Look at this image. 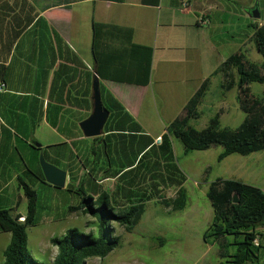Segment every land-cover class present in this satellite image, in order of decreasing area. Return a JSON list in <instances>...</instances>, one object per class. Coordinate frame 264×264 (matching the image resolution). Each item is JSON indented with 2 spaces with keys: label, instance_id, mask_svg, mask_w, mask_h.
Returning a JSON list of instances; mask_svg holds the SVG:
<instances>
[{
  "label": "crops",
  "instance_id": "0c3cea01",
  "mask_svg": "<svg viewBox=\"0 0 264 264\" xmlns=\"http://www.w3.org/2000/svg\"><path fill=\"white\" fill-rule=\"evenodd\" d=\"M7 1L16 5L18 14L8 25L0 19V83H3L0 90V196L11 183L19 181L18 170L25 173L30 167L39 175L34 148H41L50 160H54V154L58 152L59 164L67 167L66 172L72 170L77 177H83L86 172L80 166L81 160L91 162L90 170L101 189L113 190L117 179L110 175L114 172L109 171L106 177L96 172L97 164L105 166L107 158L101 152L100 139L86 137L79 126L92 111V82L97 75L91 51L92 19L132 27L133 41L152 46L153 54L157 38L165 39L157 59L152 58L147 85L98 77L104 89L123 105L141 130L134 137L127 130H116L122 132L110 136V165H128L136 151L145 148L146 138L140 134L150 136L157 145V138L166 125L176 118L203 81H208L203 103L214 77L220 85L221 74H213L217 66L231 53L241 50L254 30L243 37L241 11L226 5L225 0H169L166 9H162V0L158 5L143 4L141 0ZM204 3L212 5L215 14H219L218 24L214 23ZM55 11L59 17H50ZM200 15L207 20L206 24L198 22ZM244 19L249 27L256 22L248 12ZM53 22L57 24L56 29ZM200 34L202 40H194ZM171 36L185 38L184 44H170L167 39ZM136 38L147 40L141 42ZM181 45L194 47V53L178 64L182 61L180 56L169 53ZM224 48L229 54L220 52ZM214 54H217L216 62L211 64ZM153 77L159 83L156 93L150 88ZM170 77L177 78L176 84L186 90V94L177 111L172 112L164 106L163 116L159 119L163 129L153 137L146 127L152 119L158 120L153 117L156 113L152 111V104L168 95L165 85ZM120 116V124L126 127L117 128L128 129L129 118ZM132 129L137 130L136 126ZM105 135L104 131L98 136ZM33 142H39L40 146L34 147ZM51 145L58 146L49 147ZM11 188V192L20 189L18 183ZM258 230L264 233V227Z\"/></svg>",
  "mask_w": 264,
  "mask_h": 264
},
{
  "label": "trees",
  "instance_id": "16d2710c",
  "mask_svg": "<svg viewBox=\"0 0 264 264\" xmlns=\"http://www.w3.org/2000/svg\"><path fill=\"white\" fill-rule=\"evenodd\" d=\"M159 1L141 0L143 4L151 5H158ZM14 5H10L7 0H0V19L6 25L16 20L18 11ZM251 10H247L248 14ZM249 25L254 29L251 37L255 49L264 59V21ZM91 26V51L98 77L147 85L150 81L153 47L134 42L133 28L130 26L103 23L93 19ZM13 28L17 29L16 26ZM218 73L222 77L219 85L222 91L232 88L236 90L235 99L245 113L242 123L237 128L221 126L220 113L217 112L209 118L205 127L197 129L191 125L192 120L200 117L198 107L208 87V81H203L176 118L166 125L157 145L150 136L140 134L146 138L145 148L136 151L128 160V165H110V136L122 132L116 130H127L128 134L134 137L137 136V131H141L140 126L133 121L123 105L100 84L103 106L110 113L104 125L105 137H93L95 140L100 139L101 152L107 157L105 166L97 164L96 172L106 177L109 176V171H113L110 176H115L117 181L113 190L101 189L95 180V174L90 170L91 162L82 159L80 166L90 178L83 179L85 174L83 177H77L69 170L68 181L64 187L68 191L79 193L78 204L69 205L68 209H80L83 213L94 216L98 221V234L84 233L76 227L70 228L63 236L51 239L57 246V254L51 263L34 258L27 248V227L35 225L38 221V193L19 176V187L23 189L27 199L26 212L24 215H13L10 209L0 207V229L10 232L11 235L0 264H83L88 258L104 257L117 245L118 237L111 236L107 225L109 220L119 222L130 231L141 219L147 201L154 200L172 211L184 209L188 199L184 187L186 176L175 160L173 138L181 143L184 153L220 145L222 150L217 156L219 161L232 153L246 155L264 149V103L253 95L249 87L252 82L264 83V66L257 65L241 50H237L217 66L213 74ZM121 114L130 120L128 129L117 128L126 127L119 122ZM134 126L137 130L132 129ZM54 146L58 145L49 147ZM34 149V161L38 165L39 175L29 168L26 171L45 182L38 158L42 150ZM42 153L47 161L59 166L58 152L54 154V160H50L45 151ZM93 153L95 154V151ZM62 169L67 170V167ZM147 181L151 189L144 187L147 186ZM164 185L176 187L172 196L162 194L160 186ZM233 193L236 194L237 201H234ZM206 196L210 201L213 216L203 233V238L205 242L217 243L219 256L223 259L212 264H264V233L258 230L264 227V191L239 179L216 177L209 182ZM123 199L125 201H122ZM228 237L232 239L228 240ZM255 238H258V244L254 243ZM230 246H233L232 252L229 251Z\"/></svg>",
  "mask_w": 264,
  "mask_h": 264
},
{
  "label": "rangeland",
  "instance_id": "374dc122",
  "mask_svg": "<svg viewBox=\"0 0 264 264\" xmlns=\"http://www.w3.org/2000/svg\"><path fill=\"white\" fill-rule=\"evenodd\" d=\"M168 2L169 0H162V9L168 7ZM37 3H40V0ZM225 3L236 11H241L243 37L253 29L246 24L244 19L248 9L258 8L259 18H253L250 15L255 19V23L264 21V0H225ZM204 6V8L208 6L214 23L218 24L219 14H215L211 8L212 5L204 3ZM36 8L38 9V6ZM49 16L58 18L59 13L55 11ZM52 26L57 28V24L54 22ZM202 29L206 30L205 28ZM136 40L145 42L147 39L136 38ZM167 40L170 44H184L183 42H185V38L176 39L172 36ZM194 40H202V35L196 36ZM162 44H165V39L157 38L153 54L154 59H157L161 53L159 47ZM193 49L194 47L182 46L178 49H171L169 54L179 55V58L182 59V61H178L179 64L184 60L187 61V56L194 53ZM225 49H221L220 52L229 54L228 50L224 51ZM241 51L252 62L264 66V59L256 51L252 37L242 45ZM216 56L217 54H214L211 57V64H215ZM176 82L177 78L170 77L165 85L168 95L163 100H158L152 104V111L156 113L153 117L158 118V120L152 119L151 124L145 126L153 137L163 129L159 119H161L160 116H163L164 106L166 105L170 111L175 112L185 97L186 90L181 89ZM249 87L253 95L264 103V83L252 82ZM150 88L155 93L159 89V83L154 77ZM235 94L234 88L229 91H222L218 78L214 77L209 93L198 107L200 117L192 120L191 125L201 129L205 127L209 118L218 112L220 113L221 126L237 128L244 120L245 113L239 108ZM38 136L40 138V132ZM172 145L177 165L186 176L184 187L187 190L188 199L185 208L172 211L169 207L155 203L154 200L147 201L141 219L130 231L126 230L119 222L109 220L107 225L111 236L118 237L117 245L104 257H91L86 259L83 264H212L223 260L219 256L217 243L205 242L203 238V233L213 216L210 201L206 196L208 184L219 176L239 179L264 191V149L246 155L232 153L219 161L217 156L222 150L220 145L187 153L183 152V147L177 139H172ZM104 163L106 164L107 161L105 160ZM59 166L64 168L61 164ZM29 169L34 172L30 167ZM18 172L21 179L29 183L38 193V221L35 225L27 227V248L34 258L51 263L57 254V246L51 242V239L63 236L70 228L76 227L84 233L98 234V221L94 216L85 214L80 209H68L69 205L78 204V192L55 187L41 181L36 176L27 175L32 173H21L20 170ZM84 178H90V175L85 174ZM17 183L14 181L7 190L2 192L0 207L10 209L13 215L17 213L24 215L27 199L23 189L20 188L19 191L11 192V187H15ZM146 184L147 186L144 187L151 189L148 181ZM141 188L143 191V186ZM174 191V187L166 185L162 187V194L165 196H172ZM10 238V232L0 229V263L4 259L3 251L9 244ZM231 239L228 237V240ZM229 251H233V246H230Z\"/></svg>",
  "mask_w": 264,
  "mask_h": 264
},
{
  "label": "water",
  "instance_id": "95a60500",
  "mask_svg": "<svg viewBox=\"0 0 264 264\" xmlns=\"http://www.w3.org/2000/svg\"><path fill=\"white\" fill-rule=\"evenodd\" d=\"M250 15L253 18H259L260 13L257 7H254ZM92 111L90 115L79 123V126L86 137H94L101 135L104 132V125L109 116V110L103 106L100 93V82L95 74L92 82ZM34 147H39V142H33ZM39 164L44 175L45 182L55 187L64 188L66 183V170L47 161L42 152L38 155ZM234 201H237L236 194L233 193Z\"/></svg>",
  "mask_w": 264,
  "mask_h": 264
},
{
  "label": "built area",
  "instance_id": "2783aa9c",
  "mask_svg": "<svg viewBox=\"0 0 264 264\" xmlns=\"http://www.w3.org/2000/svg\"><path fill=\"white\" fill-rule=\"evenodd\" d=\"M198 22L200 23V24H206L207 23V20L203 17V16H200V17H198ZM3 89V83H0V90H2ZM158 139V141L160 142V137H158L157 138ZM258 242H259V240H258V238H255L254 239V243L255 244H258Z\"/></svg>",
  "mask_w": 264,
  "mask_h": 264
}]
</instances>
